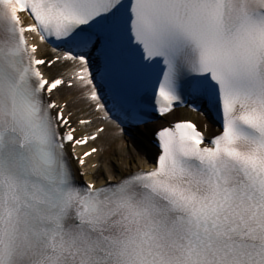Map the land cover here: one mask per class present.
Masks as SVG:
<instances>
[{"label": "snow or ice", "instance_id": "snow-or-ice-1", "mask_svg": "<svg viewBox=\"0 0 264 264\" xmlns=\"http://www.w3.org/2000/svg\"><path fill=\"white\" fill-rule=\"evenodd\" d=\"M0 264H264V0H0Z\"/></svg>", "mask_w": 264, "mask_h": 264}, {"label": "bare ground", "instance_id": "bare-ground-1", "mask_svg": "<svg viewBox=\"0 0 264 264\" xmlns=\"http://www.w3.org/2000/svg\"><path fill=\"white\" fill-rule=\"evenodd\" d=\"M184 112H185V110H182V113H184ZM195 118H196V115L193 117V119H195ZM113 131H114V130H113ZM117 143H119V141L112 142L111 144L106 145L107 148H108V151H109L110 153H115ZM131 147L134 148L135 146L132 145ZM90 159H91V158H90ZM144 167H145V168L149 167V164H145ZM125 171H127V169H125Z\"/></svg>", "mask_w": 264, "mask_h": 264}]
</instances>
